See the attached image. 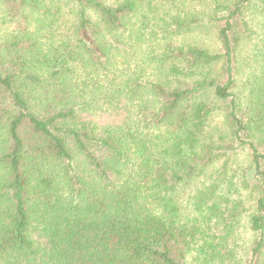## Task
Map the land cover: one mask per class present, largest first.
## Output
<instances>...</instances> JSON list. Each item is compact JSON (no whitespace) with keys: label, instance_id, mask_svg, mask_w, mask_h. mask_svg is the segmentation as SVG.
<instances>
[{"label":"trees","instance_id":"1","mask_svg":"<svg viewBox=\"0 0 264 264\" xmlns=\"http://www.w3.org/2000/svg\"><path fill=\"white\" fill-rule=\"evenodd\" d=\"M0 264H264V0H0Z\"/></svg>","mask_w":264,"mask_h":264},{"label":"rangeland","instance_id":"2","mask_svg":"<svg viewBox=\"0 0 264 264\" xmlns=\"http://www.w3.org/2000/svg\"><path fill=\"white\" fill-rule=\"evenodd\" d=\"M181 38L182 39L185 38V39H188V40L193 41V42H198L200 45H202L204 47H208L210 49H215L217 47L214 31L211 30L209 26H207L205 28L204 27L198 28L194 31L184 33L181 36ZM248 53H246L243 57V65H246V63H247L246 58H247ZM243 73L244 72H242L241 75H243ZM236 163H238V164L243 163L242 156H239L237 158ZM244 226H245V222L242 221L240 226L238 227V230H236V234L234 237L235 242L233 245H234V248L236 249L237 255H238V253L239 254L242 253V251L244 250L243 248L247 244V240L249 238L248 233H247V229H245Z\"/></svg>","mask_w":264,"mask_h":264}]
</instances>
